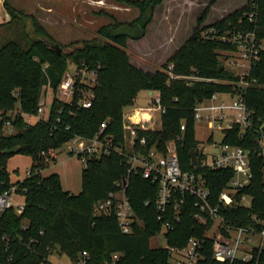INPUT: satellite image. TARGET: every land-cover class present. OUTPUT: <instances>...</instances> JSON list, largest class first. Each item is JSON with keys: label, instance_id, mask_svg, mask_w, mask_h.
<instances>
[{"label": "trees", "instance_id": "1", "mask_svg": "<svg viewBox=\"0 0 264 264\" xmlns=\"http://www.w3.org/2000/svg\"><path fill=\"white\" fill-rule=\"evenodd\" d=\"M163 0H140L127 2L139 11L129 23H117L101 27L97 37L82 41L69 52L58 55L45 42H50L46 32L33 16H24L8 3L3 8L10 16V22L20 20L28 39L27 47L16 41L0 45V194L16 187V193L23 197L24 208L17 214L14 208L0 213V264H51L49 256L54 250L77 264L83 252V264H171L170 248H183L191 238L204 240L197 264H218L213 255V241L205 239L210 224L196 221L193 200L185 199L180 222L173 230L164 234L166 247H151L150 240L161 232L162 224L157 220L155 188L140 175H131L127 195L135 212L137 223L132 232H120L113 215H94V206L117 191V184L126 177V163L123 156L110 154L100 159L87 158L81 173V191L70 194L61 187L57 175L42 177L41 171L49 161V153L60 149L75 136L93 137L100 124L107 121L106 132L123 141V113L134 104L141 91L160 95L161 126L157 130L138 133L146 139L145 149L155 147L164 151L165 146L182 136L177 143L179 164L183 171H193L205 180L213 198L222 192L233 178L229 170H208L200 167L198 143L195 140L194 110L200 101L209 99L215 93L231 90L234 74L220 69L224 64L223 53L232 50L228 44L209 37L203 38L200 24L217 0H210L197 20L192 35L173 53L161 70L146 72L133 66L126 53L127 40L144 38L146 28L153 18L154 9ZM254 14L255 24L243 21L247 30L256 29L264 39V0H246L245 5L216 23L220 33L239 27L238 22L245 15ZM3 25H0V29ZM44 39L45 41H42ZM54 44V43H53ZM174 77H194L212 80L188 83ZM70 65L86 67L97 75L91 89L94 95L91 107L84 109L76 100H60L57 92L65 72ZM248 80L253 82L245 90L248 108L255 119H264V52L258 64L249 72ZM78 85V84H77ZM52 100L48 116L33 124L23 119L13 122L15 133L5 135L3 126L5 112L19 107L25 113L35 111L40 99L47 96ZM82 91L87 86H80ZM185 131L180 132V126ZM225 141L234 146L248 148L256 146L253 140L240 141L237 130ZM197 155V166L191 164L190 152ZM16 154L29 156L33 161L31 175L11 184L6 170L7 161ZM253 178L239 195H246L249 207L236 205L221 210L226 223L232 227H255L261 224L253 217L264 220V179L262 163L251 158ZM149 201V206L145 202ZM114 256H117L114 259ZM236 264H264V251L259 258L256 253L248 262Z\"/></svg>", "mask_w": 264, "mask_h": 264}, {"label": "built area", "instance_id": "2", "mask_svg": "<svg viewBox=\"0 0 264 264\" xmlns=\"http://www.w3.org/2000/svg\"><path fill=\"white\" fill-rule=\"evenodd\" d=\"M245 20L249 25H254V14L245 15L244 19L238 22L240 25L238 28L233 27L231 30H225L222 33L217 30L206 29L201 33L203 38L213 37L232 47V50L223 53L225 59L223 68L233 73L236 78L230 82H220L229 84L231 87L229 92L213 94L209 99L200 101L194 110L195 123L204 121L211 129V135L206 144L198 146L200 167L213 171L229 170L233 172V178L216 198H213L201 175L199 177L193 171L181 169L177 143L182 142V136L169 142L162 152L155 147L145 149L146 139L139 137L138 133L145 130H157L153 128L156 123L154 113L159 112L161 117L164 112L158 93L151 92L154 108L143 110L130 108L124 111L123 141L121 144L116 141L113 135L106 132L107 121L100 124L98 132L93 137L75 136L66 143L70 144L68 145V154L81 159L84 166L87 158L100 159L110 154H117L125 159L126 177L117 184V191L110 193L106 199L94 206V215H113L122 234H130L133 225L138 222L127 195V188L129 177L140 175L142 179L149 181L155 188L157 220L162 224L159 235L164 236L166 232L173 230L174 226L180 222L185 199L188 198L193 200V208L195 209L193 218L201 224H210L205 239L213 241V255L218 264H236L237 261L248 262L252 259L253 253H256L259 258L264 251V220L261 221L257 217H253L255 223L261 224L260 230L253 226L236 228L228 225L221 215V210L231 209L236 205L250 206L248 197L239 195V193L250 184L253 178L252 166L254 163L251 158L261 161L264 179V119L254 118L245 99V90L253 83L248 80L249 72L258 64L260 56L264 52V39L255 28L247 30L243 23ZM71 66L74 69L72 71L67 69L65 72L57 95L60 100H63V97L69 98V101L65 102L74 99L80 107L88 109L91 107L94 98L91 89L96 84V72L83 66ZM168 70L171 79H183L189 84L194 81H212L194 77H174L170 73L171 67ZM82 85L87 86L85 91L80 88ZM47 96L41 97L37 109L31 113H25L19 107L6 111L7 119L3 126V133L5 135L14 134L13 122L20 118L27 124L46 119L50 106L43 103L45 102L43 100H46ZM220 97L229 99H220ZM206 102L211 104L207 105ZM213 102H217L218 105L213 106ZM0 113L3 112L0 111ZM136 117L139 119V123L134 122ZM143 117H146V126L145 123L143 124ZM236 130L238 140L251 139L256 146L242 148L225 141V139L229 140L233 137ZM184 131L185 126L182 124L180 132L183 133ZM214 132L221 134L219 143L212 139ZM76 144H81L79 150L73 148ZM52 153H49V159L52 158ZM30 175L29 170L25 178ZM15 196H19L16 193V187L0 194V213L10 208H14L17 214L23 211L24 203H14L13 197ZM144 204L149 206L150 202L146 201ZM254 237L261 239L260 245L251 248L250 252L239 254V245L244 246L247 242H252ZM203 242L204 240L191 238L183 248H170V263L197 264ZM85 257L86 253L83 252L78 264H83ZM116 257L114 256V259Z\"/></svg>", "mask_w": 264, "mask_h": 264}, {"label": "rangeland", "instance_id": "3", "mask_svg": "<svg viewBox=\"0 0 264 264\" xmlns=\"http://www.w3.org/2000/svg\"><path fill=\"white\" fill-rule=\"evenodd\" d=\"M140 0H7V3L16 11H20L24 16H33L47 34V37L54 44L62 47L63 52H69L78 47L82 41L97 37V31L104 26L117 23H129L138 15L137 8L127 2ZM210 0H163L153 12V18L146 28L143 39L138 41L127 40L126 53L130 63L146 72L161 70L167 64L173 53L192 35L193 29L197 25V20L203 13ZM4 0H0V45L9 41H16L23 47H27L28 39L25 35V27L20 20L10 22L3 8ZM227 1L219 2L216 9H210L204 21L200 24L199 30H217L213 28L216 23L233 14V11L241 9L240 2H234L227 6ZM234 11V12H235ZM203 32V31H202ZM169 68V64L167 65ZM73 66L68 70L72 71ZM69 101L67 97L62 98ZM220 99H229L220 97ZM52 100L51 92L48 91L46 105ZM207 105L211 104L206 102ZM217 106V102L212 103ZM151 100V92L141 91L134 104L128 107L148 109L154 108ZM155 125L153 128L159 129L161 126L160 113L155 112ZM143 117V124L146 121ZM123 121V119H122ZM33 122V121H32ZM141 125V124H140ZM138 125V126H140ZM146 126V123L144 124ZM143 125V126H144ZM211 135V129L206 122L197 121L195 123V140L198 145L206 144ZM213 141L219 143L221 134L213 133ZM68 145H63L53 152V156L46 163L41 171L42 177L57 175L64 191L73 195H78L81 191V173L84 163L81 159L68 154ZM81 144H76L73 148L79 150ZM33 161L29 156L16 154L7 161L6 170L9 174L11 184L25 179L27 172L32 168ZM13 201L16 204L23 203V197L15 196ZM94 214V208L92 210ZM211 234V233H210ZM235 237V234H233ZM261 239L254 237L252 242L246 245H239L238 252H250V249L260 245ZM151 247H166L164 237L159 235L150 240ZM51 264H73L65 255L54 250L49 256ZM80 263L78 258L77 264Z\"/></svg>", "mask_w": 264, "mask_h": 264}, {"label": "water", "instance_id": "4", "mask_svg": "<svg viewBox=\"0 0 264 264\" xmlns=\"http://www.w3.org/2000/svg\"><path fill=\"white\" fill-rule=\"evenodd\" d=\"M42 41H45L44 39H41ZM46 45L48 47H50L54 52H56L58 55L62 54V47L57 45V44H53L50 42H45ZM220 69H223V65L220 66ZM190 158H191V164L192 166H196L197 164V158H196V153L194 151H191L189 154Z\"/></svg>", "mask_w": 264, "mask_h": 264}, {"label": "crops", "instance_id": "5", "mask_svg": "<svg viewBox=\"0 0 264 264\" xmlns=\"http://www.w3.org/2000/svg\"><path fill=\"white\" fill-rule=\"evenodd\" d=\"M221 1H227V5H226V7L228 6H231L232 4H234V2H240L241 4H240V7H242V6H244L245 5V3H246V0H217L216 2H215V4L211 7V9L212 10H214V9H216L217 7H218V5H219V2H221ZM210 2V1H209ZM227 7V8H228ZM236 10V9H235ZM234 10V11H235ZM233 11V12H234ZM134 122H136V123H139V119L136 117L135 119H134ZM52 156H53V153L51 154Z\"/></svg>", "mask_w": 264, "mask_h": 264}]
</instances>
